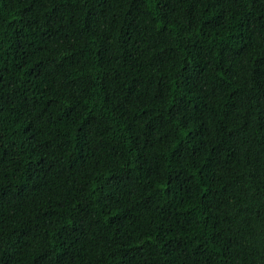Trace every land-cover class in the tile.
Wrapping results in <instances>:
<instances>
[{
  "label": "trees",
  "instance_id": "trees-1",
  "mask_svg": "<svg viewBox=\"0 0 264 264\" xmlns=\"http://www.w3.org/2000/svg\"><path fill=\"white\" fill-rule=\"evenodd\" d=\"M0 264H264V0H0Z\"/></svg>",
  "mask_w": 264,
  "mask_h": 264
}]
</instances>
